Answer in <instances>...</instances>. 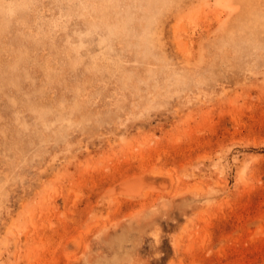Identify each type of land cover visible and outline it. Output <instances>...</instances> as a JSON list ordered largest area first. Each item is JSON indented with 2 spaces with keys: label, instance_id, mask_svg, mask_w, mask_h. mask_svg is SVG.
Instances as JSON below:
<instances>
[{
  "label": "rangeland",
  "instance_id": "obj_1",
  "mask_svg": "<svg viewBox=\"0 0 264 264\" xmlns=\"http://www.w3.org/2000/svg\"><path fill=\"white\" fill-rule=\"evenodd\" d=\"M0 264H264V0H0Z\"/></svg>",
  "mask_w": 264,
  "mask_h": 264
}]
</instances>
